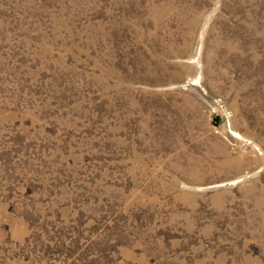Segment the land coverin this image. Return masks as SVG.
Masks as SVG:
<instances>
[{
    "label": "rangeland",
    "instance_id": "rangeland-1",
    "mask_svg": "<svg viewBox=\"0 0 264 264\" xmlns=\"http://www.w3.org/2000/svg\"><path fill=\"white\" fill-rule=\"evenodd\" d=\"M0 264H264V0H0Z\"/></svg>",
    "mask_w": 264,
    "mask_h": 264
}]
</instances>
